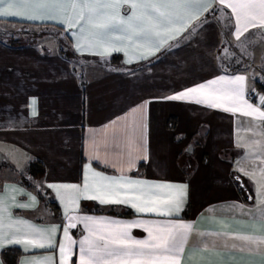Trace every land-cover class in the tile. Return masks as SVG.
<instances>
[{
  "label": "crops",
  "instance_id": "crops-1",
  "mask_svg": "<svg viewBox=\"0 0 264 264\" xmlns=\"http://www.w3.org/2000/svg\"><path fill=\"white\" fill-rule=\"evenodd\" d=\"M213 8L216 12L195 33L189 35L197 21L147 59L138 58L146 51L141 48L129 50L128 56L123 51L106 57L94 55L88 48L77 51V39L82 45L85 43L78 25L71 30L76 36L69 38L65 27L51 21L0 18V28H15L31 36L28 41L15 44L0 38V195L5 197L13 219L29 220L39 226L66 224L64 204L56 190L47 185L83 187L85 175L89 182L99 179L93 173L119 176L117 168L127 169L129 155H139L137 142L142 136L147 159H137L135 167L124 174L156 183L186 184L187 195L179 214L137 213L130 205H102L85 199L78 201V214L122 223H191L194 229L181 264H264V245L259 250H249L250 246L233 238L264 237V228L254 223L251 215L257 208L255 182L237 170L264 168V155L259 151L264 148V122L222 109L163 99L220 76L244 75L242 99L264 110V105L250 95L251 81H264V28H250L237 41L231 8L220 5L219 0H214L209 12ZM126 9L125 4L103 10L124 16ZM14 11L27 14L23 9ZM209 12L202 13L200 20ZM78 15L79 9L73 12L68 6L61 18L71 16L75 21ZM34 27L65 33L79 57L69 59L49 49L36 38ZM89 32L86 28L84 35ZM115 54L122 59H112ZM226 56L230 60L254 62L259 73L255 75L245 66L225 67L221 59ZM130 57L132 62L127 63ZM140 105H144L142 110ZM133 108L137 109L135 113ZM33 111L36 116H32ZM33 160L45 165V175L29 187L24 183V175ZM235 174L245 180L251 200ZM40 190L48 193L41 197ZM30 196H36L34 204ZM17 203L31 206H13ZM69 231L77 244L72 246L68 264H78V241L88 233L82 224ZM130 231L136 239L148 235L143 228ZM216 233L228 235L219 237ZM57 240H63L62 231L57 233ZM202 241L208 243L207 250L193 252V247ZM233 244L237 247L233 248ZM7 248L20 253L5 259L2 253ZM44 256L54 257L55 264H59L58 251H25L23 244H11L6 239L0 244V264H29Z\"/></svg>",
  "mask_w": 264,
  "mask_h": 264
},
{
  "label": "snow or ice",
  "instance_id": "snow-or-ice-1",
  "mask_svg": "<svg viewBox=\"0 0 264 264\" xmlns=\"http://www.w3.org/2000/svg\"><path fill=\"white\" fill-rule=\"evenodd\" d=\"M213 2L214 0H162L160 3L142 2V0H108L106 3H100L99 0H0V18L20 17L40 23L51 21L65 27L69 38L76 36L71 30L78 25L79 33L85 43L82 45L80 39H77L75 45L77 51L92 49L93 54L100 57L123 51L125 56H128L129 50L141 48L146 51L138 58L147 59L149 55L154 56L159 52L169 39H177L178 34L184 32L193 21H197V25L191 28L189 35L195 33L197 27L207 23V19L200 20V15L209 12ZM125 4L128 9L124 16L119 13L110 15L103 10L118 9ZM219 4L231 8L235 15L237 41H240L250 28H264V0H219ZM68 6L73 12L79 9L75 21L71 16L67 19L61 18ZM161 8L170 10L162 11ZM14 9H23L27 14L22 15L20 11ZM86 28L90 29L88 36L84 35ZM114 33L118 35H113ZM117 44L122 47H117ZM126 62L131 63L132 58L130 57ZM245 80L244 75L227 78L220 76L218 79L183 89L163 99L222 109L225 112L239 113L241 116L264 122V110L242 99ZM32 103L35 101L33 100ZM261 103L264 105V97L261 98ZM138 107L142 110L144 105ZM131 111L135 113L137 109L133 108ZM36 115L37 113L33 111L32 116ZM137 149L139 155H129L127 169L117 168L121 173L119 176L93 173L99 179L89 182L88 176L85 175L83 187L76 184L47 185L48 188L56 190L61 203L64 204L66 224L39 226L29 220L13 219L5 197L0 195V244L6 239L11 244H23L25 251L31 249L58 251L59 264H68L73 255L72 246L77 244V241L70 236L69 230L76 229L78 224H82L88 234L83 235L78 241V264H181L182 253L194 229L191 223L171 221L122 223L78 214L80 199L99 201L102 205H130L137 213L151 212L164 216L179 214L187 195L186 184L156 183L132 179L124 174L125 170L131 171L135 167L137 159H147L144 155L142 136L137 142ZM259 151L264 155V148ZM261 163H264V159ZM112 166L116 167V165ZM237 170L255 182L257 208L251 215L253 222L259 223L264 228V168L246 171L238 167ZM4 191H7V186ZM30 199L33 204L36 202V196H30ZM13 206L23 209L31 205L17 203ZM132 228H143L148 234L147 238H134L130 231ZM21 229L24 230L23 234L18 235ZM60 231L63 240L58 242L57 233ZM215 235L226 237L228 234ZM233 238L243 241V246H250L249 250L252 247L259 250L260 246L264 245V237L237 235ZM212 246L216 248L215 243ZM208 247V243L202 241L201 244L193 247V252L204 251ZM224 247H227L226 243ZM232 247L235 248L237 245L233 244ZM261 254L264 255V252ZM29 264H55V260L54 257L44 256L33 259Z\"/></svg>",
  "mask_w": 264,
  "mask_h": 264
},
{
  "label": "rangeland",
  "instance_id": "rangeland-1",
  "mask_svg": "<svg viewBox=\"0 0 264 264\" xmlns=\"http://www.w3.org/2000/svg\"><path fill=\"white\" fill-rule=\"evenodd\" d=\"M33 31L36 38L38 37L41 40H43L44 44L47 45L48 48L51 49L52 51H56L57 53L62 54L66 58L73 60L79 57L76 50L69 42L66 34L61 32L60 30L58 31L46 27H34ZM0 38L5 39L8 42H21V41L25 42L28 41L31 38V36H29L27 33H22L20 30H16L15 28L10 29L3 26L0 28ZM74 52H75V56H73ZM221 64H223L225 67H230L232 69L245 66L248 68V70L251 73L254 74L259 73V71L257 70L258 67H256L254 62H247V61L241 62L239 60L237 61L236 59L230 60L226 56L223 59H221ZM261 73H264V71L261 70ZM262 82L264 81L257 78L252 80L251 83L253 84L250 89L251 98L260 101V103H261V98L264 97V91H260L258 89V83L262 84Z\"/></svg>",
  "mask_w": 264,
  "mask_h": 264
},
{
  "label": "trees",
  "instance_id": "trees-1",
  "mask_svg": "<svg viewBox=\"0 0 264 264\" xmlns=\"http://www.w3.org/2000/svg\"><path fill=\"white\" fill-rule=\"evenodd\" d=\"M214 12H216V11H214ZM211 13H213V10H211L209 13H207V16L205 17V19H207V20L210 19ZM9 43L15 44V42H9ZM73 56H75V52L73 53ZM116 58H118L120 60L122 59L120 54L119 55L118 54L113 55L112 59H116ZM258 89L260 91H264V83L263 82H262V84L258 83ZM44 175H45V165L41 161L33 160V161H31V163H29L26 174L24 175V183H25V185L32 187V184L35 183L36 181L40 180ZM238 176H240V175H238ZM242 179H243V177H242ZM243 181H244L245 185H247L244 179H243ZM239 186H240V184H239ZM247 190L249 191V195L247 193L246 194H247V197H249V196H251V192H250L248 187H247ZM45 193H48V191L44 192L43 190H40L41 197L44 196ZM52 204H55V203H52ZM17 252L20 253V251L17 249L7 248L3 251L2 255L5 259H8L9 257H11V255L14 256V254Z\"/></svg>",
  "mask_w": 264,
  "mask_h": 264
},
{
  "label": "water",
  "instance_id": "water-1",
  "mask_svg": "<svg viewBox=\"0 0 264 264\" xmlns=\"http://www.w3.org/2000/svg\"><path fill=\"white\" fill-rule=\"evenodd\" d=\"M235 177H236V179H237V177H239V179H237V181L239 182L240 186L243 187V189H245L246 193L249 195V191L247 190V187H246L242 177L238 176L237 174H235ZM249 199H250V197H249Z\"/></svg>",
  "mask_w": 264,
  "mask_h": 264
}]
</instances>
